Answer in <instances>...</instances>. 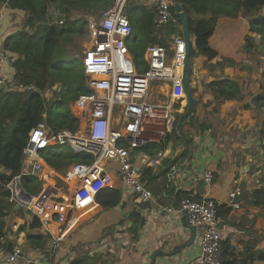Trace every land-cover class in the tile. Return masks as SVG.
Returning <instances> with one entry per match:
<instances>
[{
  "label": "crops",
  "instance_id": "0c3cea01",
  "mask_svg": "<svg viewBox=\"0 0 264 264\" xmlns=\"http://www.w3.org/2000/svg\"><path fill=\"white\" fill-rule=\"evenodd\" d=\"M134 1L138 6L156 9L155 0ZM24 19L22 10L6 6L0 9V51L4 50L6 56L1 72L5 74H15L12 62L18 57L4 49L5 39L23 27ZM245 24L247 18L242 15L222 18L212 39V46L219 50V55L213 60L198 55L190 62L189 84L194 89L195 98L193 115L205 123V129L190 127L191 142L188 146L186 139L179 142L175 138L167 141L163 138L138 151L136 165L142 170L153 198L147 201L138 199L116 171L114 186L104 188L99 194L118 190L120 203L114 207L104 206L97 201L98 194L95 203L79 212V224L59 244H55L51 234L34 221L31 211L11 202L5 218L6 240L0 248V264H71L78 259L82 264H186L192 260L199 250L200 232L190 227L182 214L168 213L164 208L176 206L186 193L226 204L235 178L241 180L243 192H248L256 187L251 184L250 177L262 171L255 170V161L263 162L264 159L261 156L256 158L255 154L259 151L261 155L263 150L260 145V111L252 105V100L262 86L264 64H258L255 58L243 52L242 27ZM170 34L163 31L157 34V38L168 40ZM250 34L260 38L256 33ZM191 38L195 49V37ZM222 57L234 58L236 64L222 67L217 64ZM223 77L239 82L242 97L219 99L207 87L208 83ZM160 88V91L168 93L167 86L160 84ZM184 102L178 113L185 109ZM247 104L251 105L249 109L245 107ZM163 141L164 148L156 149ZM239 146H245L246 150ZM159 151L165 152L161 164L151 166L150 160ZM182 156L184 160H180ZM46 168L55 177L59 176L50 165L47 164ZM207 170L214 171L216 176L211 185L204 181ZM10 173L0 166V175ZM240 205V208L220 216L223 239L230 238L239 247L241 244L238 242L257 234L252 218L254 206H249L244 197ZM133 212L138 214V221L132 219ZM136 227L140 228L138 238L132 229ZM51 229L56 232V223L51 225ZM9 244L12 248L22 249L20 258L11 263L6 260L11 253Z\"/></svg>",
  "mask_w": 264,
  "mask_h": 264
},
{
  "label": "built area",
  "instance_id": "2783aa9c",
  "mask_svg": "<svg viewBox=\"0 0 264 264\" xmlns=\"http://www.w3.org/2000/svg\"><path fill=\"white\" fill-rule=\"evenodd\" d=\"M155 3L153 22L157 34L171 28L173 31L166 44L156 42L146 47L144 60L147 67H138L130 52L134 29L126 13L128 0H113L97 20L88 22L91 44L82 60L86 90L74 101L78 111L72 109L79 126L74 130L55 128L46 120V112L45 119L29 133L23 150V174L37 175L44 186L39 195L29 199L20 193V176H17L8 184L12 191L9 201L31 211L51 234L55 244L66 239L79 224L80 211L95 203L104 188L114 186L116 175L107 170L109 162L119 163L118 176L138 199L153 198L142 170L136 165L137 153L140 148L160 141L172 132L176 114L180 111L178 106L187 100L184 88L187 51L180 13L173 10V0H155ZM63 22L59 21L60 24ZM4 53V50L0 51V87L17 92L37 91L35 83L1 72ZM155 82L169 88L168 93L162 91L165 101L153 99ZM51 146H69L75 152L90 154L92 160L72 164L60 176L59 185L54 182L55 174L47 170L41 155ZM164 155V151L157 152L150 165L161 164ZM214 177V171H205L207 184L211 185ZM15 190L17 195H14ZM242 193L241 180L237 177L226 205L232 209L240 208L237 199ZM221 205L217 200L208 197L198 200L188 194L180 198L176 206L164 208L168 213L182 214L186 223L200 232L198 253L186 264H222ZM53 223H56V232L51 229ZM5 240L6 236H2L1 242ZM21 255L22 249L16 246L6 260L15 262Z\"/></svg>",
  "mask_w": 264,
  "mask_h": 264
},
{
  "label": "trees",
  "instance_id": "16d2710c",
  "mask_svg": "<svg viewBox=\"0 0 264 264\" xmlns=\"http://www.w3.org/2000/svg\"><path fill=\"white\" fill-rule=\"evenodd\" d=\"M186 13L191 36L195 37V49L192 48L191 56L202 55L209 60L219 55V50L212 46V39L216 34V28L222 18H236L242 15L247 18V24L242 27L244 34L243 52L257 59L259 64H264V0H177ZM113 0H0V9L4 6L10 9L22 10L25 12L23 27L12 35L6 37L4 49L18 55L12 64L15 68V76L25 82H33L37 91L17 92L0 87V166L10 170V174L0 175V248L2 247L1 237L6 234L5 218L8 214L12 194L8 184L17 176H20L21 184L31 194L42 191V181L35 174L26 175L24 172L23 150L27 145L29 133L40 122L45 119L55 128L76 129L79 121L74 117L72 110L68 107L69 101H75L77 97L86 90V78L82 67L77 64L75 58L66 62L60 56L62 39L69 37L77 31L76 21H71L73 12H82L93 8L109 7ZM55 5L68 14L67 22L62 24L49 23L48 14L50 5ZM108 7H107V6ZM156 9L141 7L139 14H131V24L136 39L134 45L130 46V52L134 55L138 67L145 69L144 49H139V38H146L151 43L166 44L164 37L158 40L156 26L153 22ZM177 11L176 7L173 8ZM181 21V18H180ZM182 23V22H181ZM82 29L83 26L80 25ZM173 31V29L171 28ZM169 30V32H172ZM250 32L260 35V38L253 36ZM67 63V69H62ZM222 67L235 65L236 60L231 57H222L219 61ZM262 86L260 91L254 95L252 105L259 109V123L261 124L260 145L264 159V70L262 72ZM59 81L62 85V96L56 102L49 105V99L45 92ZM207 87L223 100L239 99L242 97V90L237 80L230 77H223L207 84ZM192 93L194 89L191 88ZM65 106L63 111H59ZM246 108L251 105L247 104ZM195 108L191 115L184 120L183 132L177 127L175 134L168 136L179 142L186 139L187 146L191 142L189 128L197 130L205 129V123L200 122L195 116ZM181 117V115L179 116ZM177 132H180L177 133ZM167 141V139H166ZM165 141V142H166ZM164 148V141L161 143ZM162 148V149H163ZM187 153V150H184ZM45 162L59 173L67 172V169L74 163L91 161L92 156L88 153H78L69 146H51L42 152ZM185 156V155H184ZM183 157V156H182ZM184 158V157H183ZM262 169V168H260ZM216 176L214 177V181ZM33 182H36L33 183ZM259 186L251 191L243 192L237 200L240 202L244 197L249 206L264 209V173L260 176ZM37 194H35L37 196ZM34 195V194H33ZM39 195V194H38ZM184 194V196H186ZM200 200L199 196L195 197ZM97 201L104 206L114 207L121 201V193L118 190L102 192ZM232 208L226 204L219 207V217L229 214ZM133 220L138 221V214H131ZM34 221L40 225L37 217ZM134 230L135 238H138L139 229ZM255 232V231H254ZM256 234V232H255ZM260 238L257 234L248 240L238 242L241 249H237L230 238L222 241V264H264V247H258ZM12 251V245L9 244ZM71 264H82L81 260H75Z\"/></svg>",
  "mask_w": 264,
  "mask_h": 264
},
{
  "label": "rangeland",
  "instance_id": "374dc122",
  "mask_svg": "<svg viewBox=\"0 0 264 264\" xmlns=\"http://www.w3.org/2000/svg\"><path fill=\"white\" fill-rule=\"evenodd\" d=\"M112 3L113 2H111L109 4V6ZM143 6L146 7L145 5H142V6L139 5L138 6L134 0H128L126 13L131 18V14L132 13L133 14H139L141 12V7H143ZM105 10H106V7L105 8L98 7V8H93V9H89V10H86V11L84 10V11L78 12V13L77 12H73L74 15L69 17L71 21H76L77 22L76 23L77 31L72 33L71 35H69V37H66V38L62 39V48H61L60 56H61V58L63 59L64 62H66L68 59L75 58L77 60V64L80 67H82V69H83L82 60H83V57H84V54H85L86 50L90 47V44H91V40H90V37H89V30H88V22L90 20H97ZM263 13H264V11H263ZM67 18H68V14H65L64 11H62L61 9H58L55 5H52V4L50 5L49 14H48V22L49 23H58V24H60L59 23L60 20H64V22L66 23L67 22ZM80 25L83 26L82 29L80 28ZM155 35H156V32H155ZM136 39H138V38H137V36L135 35V32H134L132 37L130 38V44L134 45ZM139 41H140L139 42V46H140L139 49H144L145 48V50H146V47L149 44H151L150 41H147L146 38H143V37H140ZM194 57H196V56H191V61L193 60ZM255 60H257V59H255ZM258 64H259V62H258ZM62 66H63L62 69H67V63L63 64ZM191 70H192V68L190 67L189 73H188V79L190 77ZM83 72H84V70H83ZM156 85L157 84L155 82L153 84V88H152V91L154 93L153 99L155 101H165L166 97L163 95L162 91H161V94L159 93V91L161 90L160 84H158L157 87H156ZM57 86H58V88H57ZM54 87H56V88H54ZM61 88H62L61 83L59 81H57L55 83V85H53L52 87H49V89L46 91L47 98L49 99L48 106L52 105V102H56V101H58L60 99V97L62 96ZM183 105L185 106V109L181 110L180 113L176 114V123L178 122V120L180 118L179 117L180 115L182 116L183 114L188 112V109H189L188 108V98L184 102ZM64 107L65 106H62V108H60L59 111L60 112L63 111ZM68 107L72 110V108L75 107L74 101H69L68 102ZM178 109H180V106H178ZM176 123H174L172 132L168 133V135L165 136L166 139H168L169 135L171 136L172 134H175L174 130H176ZM78 126H79V124H78ZM177 133L180 134V132H177ZM160 148H163V147L161 145H157L156 149H160ZM239 148H241L244 151L246 150L245 146H241V147L239 146ZM141 149L142 148H140V150ZM255 154H257L256 158L257 157L260 158L259 151H257V153H255ZM256 158H254V160H256ZM184 159L185 158H182L180 160H184ZM169 161H171V160H169ZM255 163H256V165H255L256 172H258L257 170H260V168H262L261 169L262 171H259L258 173H256V175L254 177H250V180H251V184L253 185V187H255V186L258 187L259 186L258 180H259L260 176L264 173V161L262 162V160L258 159L257 161H255ZM106 168H107V170L110 173H114L116 171H119L120 165H119L118 162H115V161L114 162H109V164L107 165ZM58 174H59V176H56L55 179H56V182L59 185H61L62 179L60 178V176H63L64 173H59L58 172ZM19 180H20V184H21V179H19ZM33 183L36 184V182H33ZM43 186L44 185L42 183L41 189L43 188ZM24 189H26V188H24ZM26 191L28 192L27 189H26ZM35 194H37V192H33L31 195L32 196H36ZM252 216H253L252 218H254V224H253L254 227H255L254 231L257 232V237H259L260 240H261L259 242L258 247H264V209H262L260 207H257V208L254 207V212L252 213Z\"/></svg>",
  "mask_w": 264,
  "mask_h": 264
},
{
  "label": "water",
  "instance_id": "95a60500",
  "mask_svg": "<svg viewBox=\"0 0 264 264\" xmlns=\"http://www.w3.org/2000/svg\"><path fill=\"white\" fill-rule=\"evenodd\" d=\"M173 1L175 3V7H176L177 11H179V13H180V18H181L183 32H184L185 41H186V51H187V59L185 62V71H184V88H185L187 98H188V108L189 109H188V112L183 114L177 122V127H178L179 131L182 133L184 131L183 130L184 120L191 115V113L194 109V105H195V98H194V95L191 91V87H190L189 79H188V73H189L190 62H191V50L193 48V43H192V38H191L189 26H188V20H187L186 13L183 11L181 4H179L177 0H173ZM18 189H19L21 194L27 195L28 198L31 199V197H32L31 194L29 192H27L20 183L18 184ZM15 194H16V190L14 192V195Z\"/></svg>",
  "mask_w": 264,
  "mask_h": 264
}]
</instances>
